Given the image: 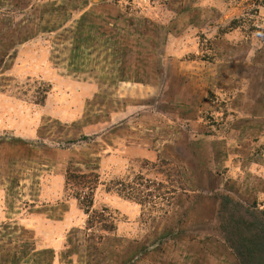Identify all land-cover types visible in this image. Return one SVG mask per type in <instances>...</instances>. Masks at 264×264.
Here are the masks:
<instances>
[{"label": "rangeland", "instance_id": "1", "mask_svg": "<svg viewBox=\"0 0 264 264\" xmlns=\"http://www.w3.org/2000/svg\"><path fill=\"white\" fill-rule=\"evenodd\" d=\"M264 214V0H0V264H240Z\"/></svg>", "mask_w": 264, "mask_h": 264}, {"label": "trees", "instance_id": "2", "mask_svg": "<svg viewBox=\"0 0 264 264\" xmlns=\"http://www.w3.org/2000/svg\"><path fill=\"white\" fill-rule=\"evenodd\" d=\"M218 218L223 238L238 262L264 264V214L223 198Z\"/></svg>", "mask_w": 264, "mask_h": 264}]
</instances>
